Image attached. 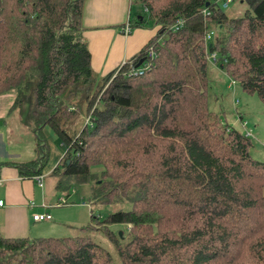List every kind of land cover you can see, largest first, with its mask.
Returning <instances> with one entry per match:
<instances>
[{
	"label": "trees",
	"instance_id": "obj_1",
	"mask_svg": "<svg viewBox=\"0 0 264 264\" xmlns=\"http://www.w3.org/2000/svg\"><path fill=\"white\" fill-rule=\"evenodd\" d=\"M83 1L0 0V95L13 94L8 116L30 128L34 148L8 163L20 177L42 175L49 126L65 147L49 175L93 182L100 203L124 198L130 208L92 214L76 236L0 234V264H113L87 232L93 226L119 264H264V162L250 155L251 136L223 124L207 100L214 53L215 65L264 103V0H247L237 17L224 13L225 0H132L142 12L131 26L158 32L95 92ZM150 47V65L134 74ZM82 97L87 110L101 107L69 130ZM118 223L126 236L109 228Z\"/></svg>",
	"mask_w": 264,
	"mask_h": 264
},
{
	"label": "crops",
	"instance_id": "obj_2",
	"mask_svg": "<svg viewBox=\"0 0 264 264\" xmlns=\"http://www.w3.org/2000/svg\"><path fill=\"white\" fill-rule=\"evenodd\" d=\"M134 6L132 0L83 1L82 32L90 51L91 68L96 76L107 75L127 62L158 32L157 25L131 26V33L123 35L121 30L130 21ZM13 99V94L0 95V199H4V207L0 208V234L9 238H46L58 228L78 227L83 223H90L93 214L90 205L85 202H69L71 193H76L74 190L71 193L65 190L66 192L60 195L45 191L44 186L39 187L33 178L20 177L16 168L8 163L24 161L23 157L27 156L30 158L34 149L31 141L28 142L30 144L17 146V143L15 145L11 139L5 140L1 134L2 124L6 122L2 118L8 116ZM239 116L241 118L242 114ZM55 156L53 165L45 167L47 169H44L43 176L58 164L60 157L56 159ZM63 195L67 203L59 207L56 202ZM72 205H77L78 208L61 209ZM54 208L58 210H53ZM46 212L51 215L50 220L32 219L34 214Z\"/></svg>",
	"mask_w": 264,
	"mask_h": 264
},
{
	"label": "rangeland",
	"instance_id": "obj_3",
	"mask_svg": "<svg viewBox=\"0 0 264 264\" xmlns=\"http://www.w3.org/2000/svg\"><path fill=\"white\" fill-rule=\"evenodd\" d=\"M219 3L221 4V2ZM134 5L133 14L138 13V15H140L142 12V6L137 4ZM248 7L247 0H232L230 4L222 10L225 14H228L231 17H237L243 15L244 11L248 9ZM207 71L209 80L207 100L210 110H213L220 115L223 124H226L228 127L231 126L236 128L238 131L243 133L245 129L241 126L239 118V115L242 114L243 120L247 123L246 127H248L252 133L250 138L252 145L250 146L249 153L253 158L264 162V103L255 93H248L237 82L231 85L232 78L226 73V71L210 62L209 59L207 63ZM105 76L106 75H99L96 78L90 92H95L97 88L99 89L101 86L106 87L111 78L105 81ZM97 96L99 95L97 94ZM87 101L88 98L85 97L79 99L77 103L79 107L78 114L69 125V130L80 129L86 123V121H88V114H92L96 109L95 107H101L97 101H94L93 106L87 110ZM2 119L6 120V122L2 124L3 129L1 131V134L4 136L5 140L11 139L15 145L17 143V146H19V144H30L28 143V140L31 136L29 132L30 128L27 129L24 126H21L18 121L13 118V116H7L6 118L4 117ZM43 133L45 134L50 147V157L46 166L50 167L54 163L53 157L55 155L56 159L61 157L65 152V147L62 146L59 137L49 126L44 127ZM31 156L32 154H30L29 157ZM27 159L28 156L23 157L24 161ZM58 182H60L59 185L62 187H60V190L57 191V188H54V185H56ZM43 186L45 191L47 190L48 192H53L55 195L63 194L66 192L65 190H68L70 193L72 190H74L76 193H71L69 202L87 203L90 205L93 215L99 217L100 219L104 218V216L109 213L118 212V210L127 211L130 208V202L124 200V198L117 199L111 203H100L99 200L93 197V193L95 192L93 182L77 183L73 179L64 178L61 175H49V173H46L43 179ZM72 208L75 210L78 208V206L72 205L63 207L61 209L69 210ZM53 210L58 209L54 208ZM86 224L83 223L81 225ZM95 227H98V225ZM109 228L116 233L122 232V235L125 233L126 236L127 229L123 224L118 223L117 225H110ZM87 232L95 242H97L99 245H102L104 248L106 247L111 252L112 258L114 259L113 264H119V259H117L114 245H112V243L106 238L103 232L98 228H94V226ZM50 233L52 234H49V236L61 238L63 236H76L82 232L79 231L78 227L73 226L69 228L61 227L58 228V230ZM30 237L32 238V236Z\"/></svg>",
	"mask_w": 264,
	"mask_h": 264
},
{
	"label": "built area",
	"instance_id": "obj_4",
	"mask_svg": "<svg viewBox=\"0 0 264 264\" xmlns=\"http://www.w3.org/2000/svg\"><path fill=\"white\" fill-rule=\"evenodd\" d=\"M223 2L224 3H223L222 6H223V8H225L227 6V4L230 2V0H225ZM179 26H180V21H177L174 25L171 26V28L175 29V28H177ZM131 30H132L131 24H130V22H127L126 25L122 28L121 31H122L123 35H127V34L131 33ZM211 35H212V32L207 33V35L205 36V38H206L205 40H208ZM153 56H154V51H153V48L150 47L146 51V56H145V58H146V60H145L146 61V64L142 68H137L135 71H133L134 74H142V72L146 68H148V66L150 65V60H151V58ZM209 58H210V61L212 63H214V64L217 63V57L215 56L214 53L213 54H210ZM235 83L236 82L234 80H231V85H233ZM246 124L247 123L244 120L241 121V126L244 127V129H245L244 132H245L246 136H251V130L246 127ZM33 179L37 182V184H38L39 187H42L43 186V179H44V176L43 175H35V177ZM0 183H1V180H0ZM66 203H67V199H66L65 196H62L56 202L57 206H59V207L61 205L66 204ZM3 207H4V199L3 200L0 199V208H3ZM32 219H34L35 221H47V220H50L51 219V215L49 213H47V212L46 213H42V214H34Z\"/></svg>",
	"mask_w": 264,
	"mask_h": 264
},
{
	"label": "water",
	"instance_id": "obj_5",
	"mask_svg": "<svg viewBox=\"0 0 264 264\" xmlns=\"http://www.w3.org/2000/svg\"><path fill=\"white\" fill-rule=\"evenodd\" d=\"M142 61H143V59L140 60V62L138 63V65H140L142 63ZM99 183H100V181H97V184H99ZM120 235L122 236V232H120Z\"/></svg>",
	"mask_w": 264,
	"mask_h": 264
}]
</instances>
